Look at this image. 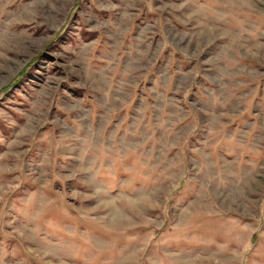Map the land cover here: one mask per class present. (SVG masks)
<instances>
[{"label":"rangeland","instance_id":"374dc122","mask_svg":"<svg viewBox=\"0 0 264 264\" xmlns=\"http://www.w3.org/2000/svg\"><path fill=\"white\" fill-rule=\"evenodd\" d=\"M0 264H264V0H0Z\"/></svg>","mask_w":264,"mask_h":264}]
</instances>
